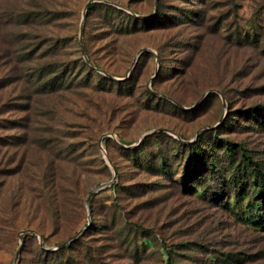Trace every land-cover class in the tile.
<instances>
[{
	"label": "rangeland",
	"instance_id": "1",
	"mask_svg": "<svg viewBox=\"0 0 264 264\" xmlns=\"http://www.w3.org/2000/svg\"><path fill=\"white\" fill-rule=\"evenodd\" d=\"M242 154L264 0H0V264H264Z\"/></svg>",
	"mask_w": 264,
	"mask_h": 264
},
{
	"label": "trees",
	"instance_id": "2",
	"mask_svg": "<svg viewBox=\"0 0 264 264\" xmlns=\"http://www.w3.org/2000/svg\"><path fill=\"white\" fill-rule=\"evenodd\" d=\"M201 137H202L201 135L198 137V141L201 140ZM107 140H108V138L105 139V141H107ZM225 146H229V145H225ZM226 150L229 153L231 150V153H232L233 150H235V149L234 148L229 149L227 147ZM241 167L244 168V170H248L251 173V176H252L251 178L255 182L254 184L258 187L259 192H261V194L264 195V174L260 171L259 167L254 162L251 161L250 157H248L245 154H242V159H241L240 163H238V166H237L238 169H240ZM210 168H211L210 169V171H211L210 175L209 174L201 175L200 178L197 179L200 183L205 185L207 183L206 180L216 179L213 176V174H215V172L217 171L215 169V165L211 164ZM208 170H209V168H208ZM92 196H94V194ZM247 204H248L246 206L247 213L251 219L257 218L258 217L257 214H262V213H260L262 210L260 205H258L254 200L253 201L250 200ZM261 217L264 218V215ZM259 222L262 223L264 226V219H262V221H259Z\"/></svg>",
	"mask_w": 264,
	"mask_h": 264
},
{
	"label": "water",
	"instance_id": "3",
	"mask_svg": "<svg viewBox=\"0 0 264 264\" xmlns=\"http://www.w3.org/2000/svg\"><path fill=\"white\" fill-rule=\"evenodd\" d=\"M89 5H90V3L87 4L86 9H88ZM80 42H81V39H80ZM94 69H95V68H94ZM95 70H97V69H95ZM149 135H150V134H147V135H145L143 138H145V137H147V136H149ZM110 137H112V136H110ZM101 143H102V140L100 141V144H101ZM101 150H102V152L104 153L102 147H101ZM105 161L109 164V161H108V159H107L106 157H105ZM114 180H115V177H114L113 181H114ZM113 181H112V182H113ZM112 182L109 183V184L101 185L100 187H97V188L93 189V190L89 193V195H88V198H87V205H89L90 198H91V196H92L93 194L98 193V192H100V191L106 189L107 187H110L111 184H112ZM25 233H34V232H32V231H26ZM79 234H80V233H78L77 235H75V236H74L72 239H70L69 241H67V242L63 243L62 245H60L58 248H62V247H64V246H66L68 243H70V242H72L73 240H75L76 237H77ZM19 253H20V251H19L18 254L16 255L15 262H16L18 256H19Z\"/></svg>",
	"mask_w": 264,
	"mask_h": 264
}]
</instances>
